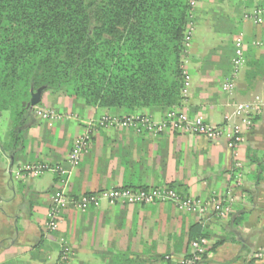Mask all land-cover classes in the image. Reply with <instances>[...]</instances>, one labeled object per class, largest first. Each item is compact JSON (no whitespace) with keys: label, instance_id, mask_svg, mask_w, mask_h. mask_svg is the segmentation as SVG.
<instances>
[{"label":"crops","instance_id":"obj_1","mask_svg":"<svg viewBox=\"0 0 264 264\" xmlns=\"http://www.w3.org/2000/svg\"><path fill=\"white\" fill-rule=\"evenodd\" d=\"M247 2L251 3L246 7ZM263 2L197 0V10L203 3L212 7L211 15L206 14L210 27L205 31L201 23L183 55L184 70L191 78L183 106L191 115L201 114L206 122L221 124L235 104L255 96L263 99L242 134L244 140L233 148L224 137L208 139L171 130L158 134L115 127L87 131V121L110 111L85 105L75 111L71 98L51 92H44L40 105L73 116L40 118L21 132L20 140L12 133L10 114L0 113V264H55L63 246L71 250L68 264H160L165 254H184L189 228L196 223L207 230L209 240L198 264H261L256 254L264 250V76L257 75L249 63L264 58V43L255 41L264 42V21L256 24L245 14ZM207 37L215 44L195 52L193 44ZM238 37L243 40L244 61L235 69ZM228 80L233 82L230 92L223 89ZM142 113L160 119L165 111L144 108L139 110ZM86 131L89 146L71 166L67 157L72 144ZM26 164L59 166L67 172L63 178L53 169L36 177L18 174ZM236 171L241 173L237 187L233 186ZM164 185L202 199L232 193L233 211L228 219H218L180 211L171 202L104 203L86 211L69 207L59 214L56 229L47 226L56 192L78 197L113 187ZM242 214L245 218L235 225L234 219Z\"/></svg>","mask_w":264,"mask_h":264},{"label":"trees","instance_id":"obj_2","mask_svg":"<svg viewBox=\"0 0 264 264\" xmlns=\"http://www.w3.org/2000/svg\"><path fill=\"white\" fill-rule=\"evenodd\" d=\"M191 1L0 0V113L10 114L12 133L20 140L40 119L28 106L38 89L124 116L183 106ZM249 66L264 76V58ZM199 237L207 230L191 225L183 255Z\"/></svg>","mask_w":264,"mask_h":264},{"label":"built area","instance_id":"obj_3","mask_svg":"<svg viewBox=\"0 0 264 264\" xmlns=\"http://www.w3.org/2000/svg\"><path fill=\"white\" fill-rule=\"evenodd\" d=\"M262 10L254 9L253 12L245 14L246 19H251L254 23L262 22ZM193 36V25L190 23L184 33L186 48L190 46ZM256 44H260L257 42ZM236 58L234 59L235 69L240 66L243 59V40L241 37L235 39ZM191 89V78L184 71V82L182 87V96L185 100ZM223 89L230 92L233 89V82L230 80L224 82ZM262 100L255 96L253 100L237 103L230 111L225 112L223 122L221 124H211L206 122L201 114L190 117L186 107L172 108L168 110L164 117L156 122L148 115L132 114L120 118L116 116H106L101 120V124L110 123L119 126H131L137 131L142 128L150 133H157L164 128H171L177 132L190 133L204 136L208 139H216L224 137L230 148L235 147L243 141V132L252 124V115L257 112L261 106ZM39 116L42 112L35 111ZM54 118V117H51ZM90 142V133L85 132L75 138L69 161L72 165L77 164L82 153L86 151ZM54 170L58 174H62L61 167H51L47 164H26L20 168L18 174H26L29 177H36L46 170ZM241 173L235 172L233 178V186L240 185ZM108 203H126V204H151L155 202H172L177 209L184 212L197 213L200 216L208 214L214 215L218 219H228L233 211L234 196L229 193L226 196L211 195L208 198H197L193 196H184L175 188L169 186H157L152 188H109L101 190L97 193H87L77 198L68 197L63 192H56L52 196L51 206L48 211L47 226L50 230L58 227L60 216L63 210L72 207L76 210L84 211L89 206H97L101 201ZM209 248V240L206 237H199L190 242V251L187 255L174 257L166 255L160 264H198ZM257 259L264 264V250H260L256 254ZM71 258V250L67 246H63L59 255V259L55 264H68Z\"/></svg>","mask_w":264,"mask_h":264},{"label":"rangeland","instance_id":"obj_4","mask_svg":"<svg viewBox=\"0 0 264 264\" xmlns=\"http://www.w3.org/2000/svg\"><path fill=\"white\" fill-rule=\"evenodd\" d=\"M197 0H192L191 1V4H192V6H194V9H195V12H196V15H195V18H196V28L195 27H193V40L195 41V37H196V35L198 34L197 33V29L199 28V27H202L203 25H204V28H205V31H208V29H209V27H210V24L208 23V17H207V13H209V15H211L210 13L212 12V7H211V5H209V3H203V4H205V5H203V8H199L198 10H197V6L195 5V3L194 2H196ZM198 4V3H197ZM259 9V10H262V18H263V20H262V22H260V23H256V24H262L263 23V21H264V8H263V6H261V5H258V6H256V7H253L252 9H251V11L250 12H253V10L254 9ZM197 10V11H196ZM207 14V15H206ZM206 15V16H205ZM205 19V20H204ZM203 25H202V24ZM205 23V24H204ZM200 24V25H199ZM196 29V30H195ZM194 31H196V32H194ZM208 38V37H207ZM209 39V38H208ZM256 41V43L257 42H259L260 44H262V43H264V42H262V40H255ZM189 44V43H188ZM187 43H185V40H184V45H185V47H186V45H188ZM190 44H191V42H190ZM215 43H214V41L212 40V39H209V40H206V41H203L201 38L199 39L198 38V40H197V43H194L193 44V48L195 49V52H198V50H196V48L197 49H200L201 51H205L206 49H208V48H211L213 45H214ZM259 45V44H258ZM187 49V48H186ZM188 60H189V58H188ZM185 72H186V70H184ZM53 95H57V96H60V94H63L64 96H67L66 94H64L63 92H51ZM189 95H190V92H189V94H188V96H187V98L189 97ZM44 97V92L43 93H41V96H40V100L38 101V103L40 102L41 103V100H42V98ZM68 97V96H67ZM262 101H263V99L260 97V96H258ZM186 98V99H187ZM251 100H253V99H251ZM72 105L73 106H76V108L74 109L75 111L77 110V108H80V106L82 105V107L84 106V104H83V102L82 101H75V100H73L72 99ZM263 105V104H262ZM79 106V107H78ZM181 107H183V106H181ZM32 110H34V111H36V110H39V111H41L42 112V115L41 116H39V114H37L41 119H49V118H51V117H55V118H58V117H60V118H62V117H65V116H73L72 115V113L71 112H59V111H56L55 109H53V108H49V107H45V106H41L40 104L39 105H34L32 108H31ZM188 112V115L190 116V117H192V116H194V115H191L190 113H189V111H187ZM143 115H148L150 118H152L154 121H156V122H159L163 117H164V115H165V113H164V115H163V117L162 118H160V119H155V118H153L150 114H146V113H142ZM195 115H197V114H195ZM106 116H116V117H114V118H120V117H124V115H121V114H115V113H111V112H107V111H105L103 114H101L98 118H96L95 120H89V121H87L86 123H85V130H92V129H96V128H100V127H115V128H131V129H133L134 131H136V132H146V133H150V132H148V131H146V129H144V128H142L141 127V129L140 130H136L134 127H131V126H119V125H116V124H114V125H112V124H110V123H107V124H101V120L100 119H102V118H104V117H106ZM129 116V115H128ZM76 117V116H75ZM167 130H171V131H174V130H172L171 128H164V130H162V131H160V132H157V133H153V134H158V133H161V132H165V131H167ZM86 131V132H87ZM83 133H85V132H83ZM244 140V139H243ZM87 150V149H86ZM70 153H71V150H70V152H69V154H68V157H67V162L71 165V166H75L76 164H74V165H72L71 163H70V161H69V157H70ZM83 154V153H82ZM61 171L63 172L62 174H60L61 175V178H63L64 177V175H65V173L67 172L63 167H61ZM165 186H168V185H165ZM153 186H151V187H141V188H152ZM114 188V187H113ZM116 188V187H115ZM101 190H105V189H101ZM101 190H97V191H94V192H89V193H97V192H99V191H101ZM184 196H189V195H184ZM72 198H77V197H72ZM108 204V205H116V204H120V205H134V204H126V203H120V202H115V203H113V204H111V203H108L107 201H105V200H103V201H101L97 206H93V207H95V208H97V207H100L101 206V204ZM155 203H160V202H155ZM162 203V202H161ZM172 203V202H171ZM140 205H143V204H140ZM175 206V205H174ZM89 207H91V206H89ZM89 207H87V209L86 210H88V208ZM176 207V206H175ZM177 208V207H176ZM86 210H84V211H86ZM80 211V210H79ZM181 211V210H180ZM209 215V214H208Z\"/></svg>","mask_w":264,"mask_h":264},{"label":"water","instance_id":"obj_5","mask_svg":"<svg viewBox=\"0 0 264 264\" xmlns=\"http://www.w3.org/2000/svg\"><path fill=\"white\" fill-rule=\"evenodd\" d=\"M41 93H42L41 89H38L35 93H32L31 100L28 104L30 108H32L34 105L38 103V101L40 100Z\"/></svg>","mask_w":264,"mask_h":264}]
</instances>
